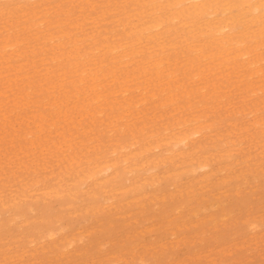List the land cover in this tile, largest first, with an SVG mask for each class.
I'll return each mask as SVG.
<instances>
[{"label":"rangeland","instance_id":"374dc122","mask_svg":"<svg viewBox=\"0 0 264 264\" xmlns=\"http://www.w3.org/2000/svg\"><path fill=\"white\" fill-rule=\"evenodd\" d=\"M140 3L0 0V264H264V75L251 79L240 61L223 70L220 59L209 58L203 78L193 76L188 45L198 41L191 31L203 38L199 28L211 16L164 23L160 41L169 62L160 78L140 60L142 47L128 68V57L114 69L112 54L99 56L95 90L90 79L76 81L80 70L71 71L74 45L83 53L105 37L130 39L127 16L146 8ZM39 21L50 22L56 37L40 26L30 30ZM6 36L21 48H6L13 50L9 60ZM56 42H63V60L51 53ZM201 42L206 53L217 51ZM246 44L260 45L264 57V38ZM147 45L145 54L155 53ZM169 72L177 77L167 84ZM196 117L206 125L203 136L181 157L183 144L164 138ZM106 159L117 163L115 173L97 171L85 182L91 161Z\"/></svg>","mask_w":264,"mask_h":264},{"label":"bare ground","instance_id":"6f19581e","mask_svg":"<svg viewBox=\"0 0 264 264\" xmlns=\"http://www.w3.org/2000/svg\"><path fill=\"white\" fill-rule=\"evenodd\" d=\"M136 1H138V3L141 2L140 3L141 7H146V8H144V9L141 8L142 10L140 12H138V10H137L138 13L135 14L136 18H131L130 14L127 16V19L129 21L128 23H130V25H129L130 31L128 32V34L130 36H132V38L129 35H127V37L130 38V39L126 38L125 40H123L121 42L114 43V42H110V39H108V37H105L104 38L105 40L103 41L104 45L99 46V47L95 46L96 48H94V49H92V50H90L88 52H83V53L81 52V48H83V46H80V44H78L77 46L74 45L75 49H73V52H75L77 55L75 54L76 56H70V55H68V56L70 58H76L77 59L76 61L72 62V64L74 62H75V64H73V68L74 69L71 70V71H74V72H77V71L80 70L79 77L77 78L76 81H78L79 83H84V81L90 79V80H92V84H94V86H95L94 88L92 87V89L95 90L101 84V83H95V82H97L99 80V72L98 71L101 69L100 68L101 64H100L99 61H103L104 60V58H100V60H99V56H101L102 54H107V55L112 54V56L110 57L111 58V62L110 63L115 67V68L113 67L114 69H116L118 67H121L120 65H117V64L124 63V58L128 57V59L126 60V67H127L129 65V63L131 62V60H130L131 56H132V58H134L133 60H135V58L137 56H139V52L140 51L143 52V49L146 50V51L144 50L145 52H149V51L152 50L151 47L147 45L149 43H153L154 44L153 49L155 50L154 51L155 53L149 54V55L145 54V52L141 53L143 55H140V56H142L140 60H145L143 62L144 65H146V64H150L151 66L153 65V67L156 69L157 76L160 78V74L165 70L164 69V66H165V61L164 60L166 59V61L169 62L168 58L166 56H164L165 54L163 55V52L166 50V47H165V44H163L164 42L162 43L163 40L160 41V39H162L161 38V35H162L161 34L162 33L161 32V28L164 26V23L176 22L177 24L182 23V26L186 25L187 23H190L187 19H186V21L181 19L182 15H184V14H188L190 16H198L200 14H205L206 16L207 15L211 16L210 19H207L208 21H206V25L204 24V27H202L199 24V26L202 27V28L201 27L199 28L200 29L199 33H202L201 35H203V38H200L201 36L199 37L198 32L197 33L193 32L196 29H192V31H191L192 32V38H193L192 40H197L198 43H193L192 42V45H188V52L189 53L187 55H189V59L188 60H189L190 64L192 66L193 65H197V67H196L197 71L193 74V76L195 74H198L199 78L197 80L203 78L202 75L204 73V70H206V68H204V67H205L206 64H208L209 60L206 61L205 63L203 61H205V60H207L209 58H212L211 62H213L215 59H220V61H222V62H219L217 65H218V67H224L223 70L228 68V67H230L229 64L233 63V62H235V64L237 66H239V64H237L236 62L240 61L241 65L245 66L246 69L249 70V77L251 79H252V77L254 75L259 76V78L264 75V64H262V61L264 60V57L261 55L262 53L259 51L260 45H255L254 47L249 48L250 46L248 47L247 44H246L247 41H252V39H253V41H256V42L260 41V40L262 42V40L264 38V0H148V2H146V3L143 2V0H136ZM162 8H167L168 11H171V10L172 11L170 12V14L168 16L162 17V16H160L161 14H159L161 12ZM233 10H235L234 13H232L230 15H227L228 11H233ZM214 14H220L221 16H219V18L216 20V18L212 17V15H214ZM247 14H249L251 16V19L247 20V21H251V23L249 24V22H245L246 23V24L244 23L245 27L242 30H237V26H238L237 24L239 22H243L244 20L242 21V19L244 17H246ZM32 15L35 16L36 12H33ZM191 19H192V17H191ZM45 22L46 21H39L38 22L39 24H36V23L32 22L31 25L29 26V28L31 30L32 26L36 25L37 27L40 26L44 30H46V31L48 30L49 31L50 28L46 25L47 22L46 23ZM49 23H47V24L49 25ZM123 25H124V23H123ZM251 25L252 26L255 25L257 27V29L255 30L253 28L254 30H251L250 29ZM185 27H187V26H185ZM239 28H240V25H239ZM248 29H250L251 31H248ZM168 30H170V29L168 28ZM47 33L50 35V37H49L50 39H53V38L56 37L55 35H53L51 33V31H49ZM7 35H9V34H7ZM8 37H10V36H8ZM8 37L7 36L4 37V41L2 42L3 43L2 47L4 48V50L6 48H11V47H12L13 50L14 49L17 50V48H20L19 44H16V42H15L16 40L13 41L12 38L10 39ZM203 39L208 42L209 46H213V48H216L217 51H215V52L212 51L210 54L206 53L207 52L206 46L203 45V43L201 42ZM17 41H18V39H17ZM19 41H21V40H19ZM78 41H79V39H78ZM186 41H188V40H186ZM58 42H59V40H58ZM58 42H56V45L54 46V49H53V51L51 53L55 57L54 59L63 60L64 59L63 56L65 55L64 47L61 45V44H63V42L62 43H58ZM75 43H76V39H75V42L72 43V44H75ZM170 45L172 46V44H170ZM140 47H142L143 49H140ZM9 50L10 49H8L7 52H11L12 53L13 50L12 51H9ZM21 53L22 52H20L18 54L21 55ZM72 55H73V53H72ZM193 55H195V56L191 57ZM13 56H14L13 53L11 55H9L7 57L8 60L11 57H13ZM197 60L199 61L198 63L196 62ZM171 62H172V60H171ZM231 65H233V64H231ZM233 66H235V65H233ZM167 67H168V65H167ZM9 68L10 67H8V69ZM138 69H139V67H138ZM114 71H116V70H114ZM149 71H150V69H149ZM101 73L103 74V72H101ZM173 73L171 74L169 72V74H170L169 76L170 77L169 76L168 77L171 78V79H170V81H168L167 84H170L171 81H174L173 78L177 77V75L175 76ZM215 73L216 72H213V74H215ZM114 77H115L114 80L119 78L118 75H116ZM163 77H162V79H163ZM155 78H157V77H155ZM44 80L46 81V79H44ZM118 80H120V79H118ZM49 84H50V82H49ZM54 85H56V84H54ZM122 85H124V83ZM91 86H93V85H91ZM44 87H46V86H44ZM81 87L84 88L85 86L81 85ZM100 87L103 88V85H101ZM160 87H162V86H160ZM215 87L220 88V85H216ZM29 88H31V87H29ZM50 89H52V88H50ZM144 89L146 90L147 87L144 86ZM162 89H164V88H162ZM166 89H168V88H166ZM124 90L128 91L129 87L127 85L126 86L124 85ZM26 91L28 92L27 89H26ZM0 93H2V92H0ZM14 94H17V93H14ZM84 95H86V94H84ZM100 96L101 95H99L98 92H96V97L95 98L97 99V101L100 100V98H101ZM153 96H155V93H153ZM66 97H68V96H66ZM143 98L144 97H140L138 100H136V103L140 104L141 100H143ZM31 99H33V98H31ZM168 99H172V97L168 98ZM123 101H124V99H123ZM163 101H165V100H163ZM167 101H169V100H167ZM47 102H48V99H47ZM83 103H85V102H83ZM99 104H100V102H99ZM138 104L136 105L137 107H138ZM19 105H20V103H19ZM59 108L61 109L60 106L57 109H59ZM96 108H97L98 111L102 110V109H100V110L98 109V105H96ZM64 109H66V108H64ZM137 109H139V108H137ZM4 114H6V113H4ZM4 114H3V116H5ZM39 118H40V116H39ZM64 118H66V116H64ZM34 119H35V117H34ZM205 127H206V125H203L200 122L198 117L193 118V119H187L184 122V124L182 125V127L180 128L179 131H175L173 134H170V136H167L165 138L163 136V138L165 140H167V141L173 140V142H174L173 144H175V146H176V144H183L182 145L183 151L178 153V155H180L181 157H182V155H192L194 144L196 143L197 140L200 139L201 136H203V133H204L203 130H204ZM42 129L43 128L40 127L39 130L41 131ZM184 129H186V130H184ZM170 142H172V141H170ZM114 150H116V149L114 148L113 151ZM190 150H192V151H190ZM118 151H119V149H118ZM168 151H169V154H170L168 156V159L169 158L170 159H174L173 153H171L170 150H168ZM121 157H119V158H121ZM127 158L128 157L124 158L123 161L128 162ZM116 159H117V157H116ZM99 162H101L102 165H103V163H105L104 164L105 166L100 167L101 164L97 163V161H96V164H94V162L91 161L90 165L88 166L89 168H88V173L86 175V179H84L85 182L90 180V179H93V177H94L95 173H97V171L98 172L99 171H104V172L105 171L106 172L111 171V172L108 173L109 175H112V174L115 173V168H116L115 165L117 163H115V164H113L112 162L109 163V161L107 159L103 160V162L102 161H99ZM92 164H94V165H92ZM199 165H200L201 168L207 169V171H208V167H209L208 162H202ZM155 169H156V166L152 168V170H155ZM104 172H103V174H104ZM99 173H101V172H99ZM98 174H96V175H98ZM154 175H157L155 171H154ZM62 183H65V182L63 181ZM65 185L67 186V184H65ZM0 197H1V195H0ZM97 199H99V198H97ZM110 199H113V198L110 197L108 200H110ZM4 201H6V200H4ZM110 201H112V200H110ZM100 205H102V204H100ZM98 206H99V204H98ZM107 206L108 205H106V207ZM99 207H101V206H99Z\"/></svg>","mask_w":264,"mask_h":264}]
</instances>
